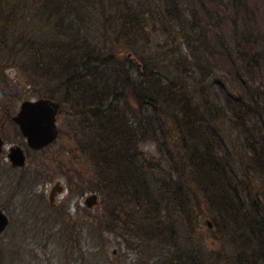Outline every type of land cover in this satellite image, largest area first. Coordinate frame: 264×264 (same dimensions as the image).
Masks as SVG:
<instances>
[{
    "label": "trees",
    "instance_id": "obj_1",
    "mask_svg": "<svg viewBox=\"0 0 264 264\" xmlns=\"http://www.w3.org/2000/svg\"><path fill=\"white\" fill-rule=\"evenodd\" d=\"M7 65L43 86L37 98L73 97L85 141L38 171L100 194L97 236L134 238L140 264H264V18L253 0H0L1 76ZM19 95L0 91L2 121ZM10 181L8 193L0 179L7 201L22 183ZM200 214L216 249L196 245Z\"/></svg>",
    "mask_w": 264,
    "mask_h": 264
},
{
    "label": "rangeland",
    "instance_id": "obj_2",
    "mask_svg": "<svg viewBox=\"0 0 264 264\" xmlns=\"http://www.w3.org/2000/svg\"><path fill=\"white\" fill-rule=\"evenodd\" d=\"M253 2L258 5L264 18V0H253ZM2 73L3 75H0V91L8 94V91L13 90L20 94L19 99L13 100L9 113L17 110L20 101L36 99V88L43 87L40 84L30 85L26 83L15 67H8L7 65L3 68ZM225 91L228 92L226 88ZM58 97L59 99L62 98L61 91H58ZM72 98H66L63 103L60 102L58 107L59 110L55 119L56 139L47 147L35 151L28 149L24 166L26 174H23L21 170L8 171L7 162L4 161L5 157L2 160L0 156V165L4 164L7 169H0V179L5 180L4 186L7 185L8 193L14 185L10 180L20 178L22 181L13 199L7 201V193L0 194V203H5L4 207H0V209L8 216L9 220L3 236L0 235V244L8 247V264H140L139 260H143V258L138 256L141 254L137 255L135 249H132L139 246L135 245L136 240L134 238L126 235L125 240L129 243L127 245L123 238L107 230L100 232L98 236L96 235L97 231L95 225H92V217L106 209V206L101 204L102 197L100 194L95 191L80 193L70 191L65 176L57 174L52 179L43 178L42 172L38 171L39 166L43 163L48 165V171L57 166V163L52 161L50 157L52 152L56 154L63 152L65 156H70L67 160H74L72 155L79 153L78 143L83 144L85 141L86 133L80 131L82 127L78 126V117L75 115L77 107ZM0 134L4 140L3 156L6 148L10 145H19L27 149L24 138L11 123L1 121ZM231 136L236 147H240L242 141L238 132L232 130ZM139 147L151 153L155 152L153 143L142 144ZM87 163L83 159L82 166L88 175ZM55 180L60 181L64 190L62 193L56 194L54 200L56 205L53 210H50L46 195ZM93 192L97 194V204L87 209L82 200L87 194ZM36 199H42L41 206ZM192 203L193 206L197 207L198 203L195 200ZM54 215L56 216L54 219L57 218L58 222H64L66 217L76 220V227L71 221L68 223L65 221L61 231V225L51 224ZM205 217L208 220V217L203 214L196 217L190 216L191 226L197 234H195L196 245L204 250L206 248L208 250L216 249L220 246L219 240L211 235L208 230L209 227L203 223ZM73 232L77 239H74ZM117 232L115 231V233ZM17 249L21 252L13 253ZM113 250L114 253H112Z\"/></svg>",
    "mask_w": 264,
    "mask_h": 264
},
{
    "label": "water",
    "instance_id": "obj_3",
    "mask_svg": "<svg viewBox=\"0 0 264 264\" xmlns=\"http://www.w3.org/2000/svg\"><path fill=\"white\" fill-rule=\"evenodd\" d=\"M59 103L48 98L25 99L20 101L17 111L10 117L20 134L25 138L26 145L34 150L41 149L51 144L57 136L55 119ZM2 140L0 138V149ZM10 164L14 167L22 166L25 163V156L19 146H10L6 154ZM64 190L59 180H55L47 192V202L53 206L55 195ZM83 205L88 209L97 204V194L89 193L83 200ZM8 216L0 209V233L8 226ZM203 223L211 228V223L203 219ZM114 252V251H113Z\"/></svg>",
    "mask_w": 264,
    "mask_h": 264
},
{
    "label": "flooded vegetation",
    "instance_id": "obj_4",
    "mask_svg": "<svg viewBox=\"0 0 264 264\" xmlns=\"http://www.w3.org/2000/svg\"><path fill=\"white\" fill-rule=\"evenodd\" d=\"M59 110V109H58ZM17 111V110H16ZM16 111L15 112H13V113H7V115H6V119L5 120H3V121H7V122H9V123H11L12 125H14L15 127H16V129H17V131H18V133L20 134V132H19V129H18V127L14 124V123H12V121L10 120V117L13 115V114H15L16 113ZM2 121V119H0V122ZM21 135V134H20ZM22 136V135H21ZM23 137V136H22ZM0 138H1V140H2V145H1V149H0V156L2 157V160L4 159L3 157H5V159H4V161L5 162H7V167H8V171H14V170H21V172L24 174H26V171H24V166H25V163H24V165H22V166H18V167H14V166H12L11 164H10V162H9V160H8V158H7V156H6V154H7V152H8V148L10 147V146H19V145H10V146H8V148H6V151H5V153H4V156H3V151H4V149H3V147H4V140H3V138L1 137V134H0ZM24 138V137H23ZM56 139V138H55ZM24 140H25V138H24ZM26 143V142H25ZM27 146V145H26ZM48 146V145H47ZM46 146V147H47ZM21 149H22V151H23V153H24V156H25V160H26V157H27V153H28V149L29 150H33V151H35L34 149H31V148H29L28 146H27V149H24V148H22L21 146H19ZM47 196V195H46ZM56 196V195H55ZM55 200V199H54ZM46 201H47V199H46ZM53 203H54V201H53ZM47 205L49 206V208H54L55 207V205L56 204H54L53 206H51L48 202H47ZM114 251V250H113ZM112 251V253H114Z\"/></svg>",
    "mask_w": 264,
    "mask_h": 264
}]
</instances>
